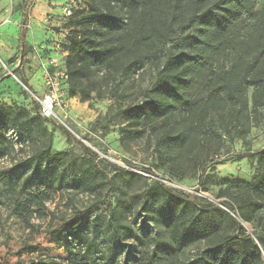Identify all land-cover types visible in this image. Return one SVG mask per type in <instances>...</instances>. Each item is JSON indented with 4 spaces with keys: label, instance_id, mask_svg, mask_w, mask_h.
<instances>
[{
    "label": "rangeland",
    "instance_id": "obj_1",
    "mask_svg": "<svg viewBox=\"0 0 264 264\" xmlns=\"http://www.w3.org/2000/svg\"><path fill=\"white\" fill-rule=\"evenodd\" d=\"M216 1L209 0L203 7L207 20L183 35L176 34L160 47L158 56H150L131 75L103 80L99 85L102 96L94 93L83 102L79 94L70 95L66 118L46 120L51 152L65 154L60 171L68 170L69 163L87 168L96 186L93 191L75 188L64 179L58 191L38 174L28 191L13 199L8 196L0 205V260L14 264L19 259L29 262L46 256L55 259V264H110L112 258L114 264H216L212 250L230 242L228 237L237 234L240 226L264 245V207L256 206L260 198L227 183L251 182L259 172L258 153L264 150V106L254 108V87L244 80L264 69V0L240 1L243 9L229 29L231 40L222 45L210 22ZM167 3L158 5L157 15L170 10ZM64 5L65 0H33L26 19L20 17L13 23L15 14L22 11V0H0V31L10 18L25 31L22 60L9 67L8 60L0 59V105L23 106L40 115L36 104L45 93L41 61L53 55L58 41L65 43L70 36ZM150 8L151 4L145 10ZM37 12L42 13L40 17ZM145 14L142 10L133 13L127 30L137 31ZM204 26L207 31L202 32ZM19 48L15 44L4 50L16 54ZM170 51L199 58L188 69L181 101L160 119L127 121L123 109L147 97ZM255 61L258 64L252 71ZM226 83L236 85L240 95L231 98L226 91L216 90ZM170 130L178 139L183 136L179 144L160 142ZM10 135L16 151L13 157L0 159V170L14 166L37 147L27 142L20 150L17 136ZM29 172L15 171L0 186ZM159 183L185 197L190 208L164 197ZM210 202L215 204L211 211L205 208ZM224 202L232 204L236 213ZM91 205H96L95 210L82 228L96 240V250L70 248L75 253L71 254L53 242V229H69L81 221L77 214ZM113 218L131 224L134 234L122 232L121 238L115 237ZM195 220L216 230L172 233L176 221L188 227ZM26 246L34 252L20 254ZM230 246L239 250L238 244Z\"/></svg>",
    "mask_w": 264,
    "mask_h": 264
},
{
    "label": "trees",
    "instance_id": "obj_2",
    "mask_svg": "<svg viewBox=\"0 0 264 264\" xmlns=\"http://www.w3.org/2000/svg\"><path fill=\"white\" fill-rule=\"evenodd\" d=\"M83 0H81L82 2ZM163 1L167 0H89L78 9H75L69 18L68 27L70 36L63 44L68 51L65 58V67L68 73L67 91L68 95H80V100L87 102L92 99L95 93L97 97L100 93V83L107 82L114 75L120 78L131 75L135 69L145 64L150 56H158L161 46H165L174 39L178 33L183 35L193 26L207 20V14L203 13V7L209 0H168L165 14H156V8ZM241 0H217L215 4V15L210 18L214 25V32L221 45L231 40L230 27L235 23L236 14L241 13L243 7ZM33 0H22V14L26 19ZM151 8L145 10L148 5ZM142 10L145 17L134 33L127 30V20L129 21L133 13ZM202 32L207 31L202 27ZM25 31L20 38V48L7 63L10 67L21 59V48L25 43ZM205 43V41H201ZM264 54V43L262 45ZM24 56V53H23ZM199 60L198 55H187L186 53L168 52L158 70V75L151 88L147 90L148 95L138 104H131L123 109L127 121L137 124L140 120L154 121L165 116L166 112L176 102L181 101V86L187 76L191 64ZM258 64L255 61L253 67ZM255 70V68H254ZM251 73V72H250ZM247 85L253 86V106L255 109L264 106V69L256 70L246 79ZM26 83L25 79H22ZM217 91H226L231 98L238 97L239 90L236 85L226 83L224 87H217ZM100 93V94H99ZM36 106L40 110V103ZM48 118L42 117L38 113L31 114L23 107H12L6 104L0 105V159L13 157L16 151V143L12 139L10 132H13L24 148L26 143H37V147L31 153L14 162V166L0 170V181L9 177L13 172L24 169L30 171L26 176H19L18 179L6 181L0 186V205L4 204L8 196L11 199L18 194L28 191V185L38 175H43V182L46 185L56 188L58 191L65 179L68 184L75 188L84 187L85 190H94V176L89 169H80L74 163H69L68 170L60 171L59 165L64 162L63 153H52L51 132L46 127ZM63 132L73 137L71 131L66 127H61ZM181 133V132H180ZM170 130L160 139L161 143L172 145L179 144V139ZM77 140V139H76ZM85 149L96 155L91 148L81 141H78ZM15 160V159H14ZM44 164L48 168L44 167ZM259 172L251 182L247 181H227L230 186L239 190L253 192L260 198L256 201L258 208L264 207V150L258 153ZM162 195L175 203L189 209L185 197L174 193L164 184L159 183ZM231 212L236 213V208L229 202L223 203ZM96 205H91L85 211L77 214L81 221L72 224L69 229H53V242L58 246L66 248L71 254H75L72 249H82L89 252L97 249V242L83 230L84 220L90 218ZM207 210L215 209L214 203L205 205ZM113 220H115L113 218ZM182 223L176 221L172 233L175 235L202 231L213 232L216 229L200 221H191L190 226L181 227ZM248 230V229H247ZM115 237L121 238L122 232L131 236L134 234V227L129 223H119L115 220L113 229ZM249 232V231H248ZM250 233V232H249ZM255 233V232H254ZM230 242L212 250V255L216 258V264H264V251L261 248L262 242L253 233L248 234L244 226L239 227V232L228 237ZM239 245V250H234L230 244ZM261 243V245H260ZM72 248V249H70ZM264 249V245H263ZM32 246L22 248L20 254L33 253ZM114 264L115 260H109ZM55 259L40 256L25 262L23 259L17 260L14 264H55ZM0 264H6L0 260ZM150 264H154L151 262Z\"/></svg>",
    "mask_w": 264,
    "mask_h": 264
},
{
    "label": "built area",
    "instance_id": "obj_3",
    "mask_svg": "<svg viewBox=\"0 0 264 264\" xmlns=\"http://www.w3.org/2000/svg\"><path fill=\"white\" fill-rule=\"evenodd\" d=\"M81 6V0H65L63 14L70 17ZM62 40L55 44L53 55L41 61L44 74V95L39 99L40 114L48 119H64L68 115L70 97L67 91L68 73L65 58L68 51Z\"/></svg>",
    "mask_w": 264,
    "mask_h": 264
},
{
    "label": "crops",
    "instance_id": "obj_4",
    "mask_svg": "<svg viewBox=\"0 0 264 264\" xmlns=\"http://www.w3.org/2000/svg\"><path fill=\"white\" fill-rule=\"evenodd\" d=\"M41 14H42L41 12L36 13L38 17H40ZM15 16L16 17L13 23L19 20L20 17L23 20L22 11L20 14L16 13ZM13 23H12V18H10L9 23L6 24L4 27H2L0 31V59L3 61L8 60V62L15 55V53L13 50L8 51V49L4 50V48L10 47V46L12 47L15 44H18V47H20L21 45L20 38L23 32V25H13ZM23 47H24V44L22 45V48Z\"/></svg>",
    "mask_w": 264,
    "mask_h": 264
},
{
    "label": "water",
    "instance_id": "obj_5",
    "mask_svg": "<svg viewBox=\"0 0 264 264\" xmlns=\"http://www.w3.org/2000/svg\"><path fill=\"white\" fill-rule=\"evenodd\" d=\"M23 53H24V48H22V50H21V60H22V58H23ZM250 233H252L250 230H248Z\"/></svg>",
    "mask_w": 264,
    "mask_h": 264
}]
</instances>
